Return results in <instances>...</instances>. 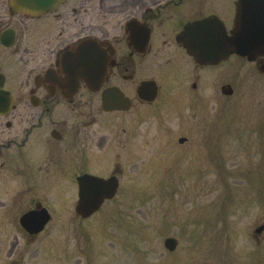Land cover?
Returning <instances> with one entry per match:
<instances>
[{
  "label": "flooded vegetation",
  "instance_id": "1",
  "mask_svg": "<svg viewBox=\"0 0 264 264\" xmlns=\"http://www.w3.org/2000/svg\"><path fill=\"white\" fill-rule=\"evenodd\" d=\"M252 4L250 17L258 28L264 24V0H61L36 13L0 0V188L13 180L25 206L15 213L20 204L0 199V212L17 215L19 222L23 213L46 208L50 221L47 192L72 188L78 218L98 214L106 220L114 210L100 212L114 196L82 217L76 212L78 191L88 182L80 183L83 175L115 176L118 190L117 145L128 159L150 149L173 156L196 150L190 134L196 123L179 115L196 100L204 104L212 68L236 57L264 76V49L252 60L235 52L223 57L225 49L213 57L214 30L229 36L239 6ZM224 79L226 70L214 79V89L228 96ZM107 99L126 107H105ZM170 112L176 118H167ZM121 115L125 121L116 120ZM118 123H124L120 140ZM256 228L259 244L264 220ZM172 259L153 264H177Z\"/></svg>",
  "mask_w": 264,
  "mask_h": 264
},
{
  "label": "rangeland",
  "instance_id": "2",
  "mask_svg": "<svg viewBox=\"0 0 264 264\" xmlns=\"http://www.w3.org/2000/svg\"><path fill=\"white\" fill-rule=\"evenodd\" d=\"M224 70L232 87L228 96L214 89ZM212 78L213 89L201 95L204 104L196 100L179 115L196 123L190 133L196 150L173 156L150 149L128 159L117 145L120 186L100 212L114 210L106 220L98 214L78 218L72 188L47 192L53 217L34 236L17 215L0 212V264H153L171 257L177 264H264V237L258 244L253 234L264 220V76L230 57L212 68ZM123 124L118 123L116 140L125 134ZM7 183L0 199L15 200L20 205L14 212L21 213L24 197L13 180ZM167 236L177 240L172 254L163 245Z\"/></svg>",
  "mask_w": 264,
  "mask_h": 264
},
{
  "label": "water",
  "instance_id": "3",
  "mask_svg": "<svg viewBox=\"0 0 264 264\" xmlns=\"http://www.w3.org/2000/svg\"><path fill=\"white\" fill-rule=\"evenodd\" d=\"M61 0H11V6L18 11L27 13H36L51 9ZM243 0H241L242 3ZM246 0H244L245 2ZM256 5L252 8L238 9L235 24L229 36L224 35L223 31L213 32V57L218 56V53L225 49L226 57L232 51L241 55H246L249 59H253L255 53L264 49V24L256 28L250 17L255 10ZM252 9V10H251ZM251 10V11H250ZM227 41V43H224ZM214 59V58H213ZM224 93L231 94L232 90L229 85L224 88ZM152 97V96H149ZM104 106L108 108L125 109V104L121 102H111L108 99L104 101ZM82 181H88L80 184L81 188L78 191V203L76 212L82 217H86L94 212L102 204L105 198H111L116 192L118 180L115 176L110 178H102L94 175H83L80 178ZM50 216L46 208L40 210L32 209L23 213L19 219L21 226L29 233L35 234L41 231ZM259 231V228H256ZM165 246L172 250L176 246L174 237H166L164 240Z\"/></svg>",
  "mask_w": 264,
  "mask_h": 264
}]
</instances>
